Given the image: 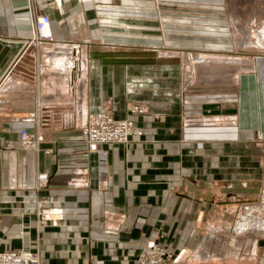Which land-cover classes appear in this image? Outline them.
I'll use <instances>...</instances> for the list:
<instances>
[{
	"label": "crops",
	"instance_id": "obj_1",
	"mask_svg": "<svg viewBox=\"0 0 264 264\" xmlns=\"http://www.w3.org/2000/svg\"><path fill=\"white\" fill-rule=\"evenodd\" d=\"M111 1V5L99 9L95 4L102 0H35L39 13L45 6L51 10L50 32L56 49L69 52H53L45 59L47 72L43 75H51V90L48 92L49 84L45 82L42 85H47V90L41 93L38 84L32 83L33 76L20 73L18 64L8 66L10 57L30 39L28 0H0V250H37L40 264H134L143 242L161 231L172 232L168 236L173 238L175 263L186 264L182 260L187 257L188 264L224 263L230 259L229 253L220 257L206 246L198 254L201 241L210 239L214 230L210 224L209 232L204 233L202 228L204 223L224 216L232 191L229 188L240 187L239 182L247 177L241 156L231 148L242 146L258 130L264 132V82L238 76L239 95L209 97V101H221L216 111L203 106L207 99L203 95L178 92L171 104L145 97L147 111L129 114L142 135L126 145L104 146L100 172L79 128L86 113L101 105L103 96L108 97L106 102L115 114L125 106L124 94L120 93L130 75L119 67V59L130 52L122 55L118 50L137 48L128 41H145L147 37L141 36V30L153 31L161 22L163 27L180 28L189 35H205L199 38L204 44H185L191 48L194 44L202 47L219 42L218 38H207V34L228 35L222 32L228 31L227 25L214 18H167L160 10L163 5L211 8L223 5L224 0ZM50 4L52 7H48ZM100 10L108 14L120 11L123 16L137 19L134 25L124 28L113 22L97 27L94 20ZM172 43L164 41L161 51L173 49ZM151 48L147 53L160 52ZM66 58L74 62L72 68L64 64ZM257 60L261 68L264 61L260 57ZM59 72L66 76L63 85L58 83ZM90 82L94 83L95 96L86 100ZM126 91L133 92V88ZM231 102L237 103V110L230 118V113L222 109L223 104ZM27 108L31 109L32 119L15 113ZM71 109L82 115L70 121L67 117ZM120 115L126 116L123 111ZM41 119L48 127L44 128L47 143L42 147L52 152L20 148V131L40 133ZM64 124L74 128L59 132L58 126ZM7 138L12 140V148L5 146ZM12 203L16 208L8 211ZM38 204L60 210L62 219L41 225ZM253 248L251 258L254 260L258 252L255 261L264 264L263 243L257 242Z\"/></svg>",
	"mask_w": 264,
	"mask_h": 264
},
{
	"label": "rangeland",
	"instance_id": "obj_2",
	"mask_svg": "<svg viewBox=\"0 0 264 264\" xmlns=\"http://www.w3.org/2000/svg\"><path fill=\"white\" fill-rule=\"evenodd\" d=\"M111 2V0H102V2H97L95 7L103 9L104 7L111 5ZM28 3L29 5L26 9H28L30 13L29 20L31 35L29 37L31 38L35 35L39 36L37 29L35 28L36 19L41 14H48L51 22L53 16L51 14V10H47L46 6L41 9L40 13L38 10L36 11L34 6L35 0H28ZM115 5L118 6L119 4ZM48 7H52V5L50 4ZM162 7L164 9L160 8V10L164 11L166 15H168L167 18H169V16L172 18L180 17V19L183 16L187 18L195 16L199 18L203 17L204 19L214 18L215 22L227 25L228 31H226V29L222 32L228 35L221 36L220 34H213L211 36L207 34V38H218L219 42L212 41L211 44L214 46L202 45V47L198 46L199 44L194 46V44L192 46L193 48H191L189 45L192 43H206L204 40H199V38H203L205 35L203 34L204 36H201L197 33H191V35H189L190 32L180 30V28L175 30L173 26L168 27L170 25L163 27L161 26L163 22L158 23V26H156L153 31H148L146 29L141 30V36H145L149 39H143L145 41L142 42L128 41V45L138 47H135V49L118 50L122 53H132V55H129L130 53H128L126 58L119 59L121 62L119 67L130 75L127 80H125L127 84L124 83L123 87L126 84V88H133V92H127L125 87L122 93H120L121 91L119 92L120 94H124L122 96L125 97V106L122 110H117L116 116L118 119L132 120L129 117V114H143L138 112V108L145 106L144 98L147 96L157 98L164 104H171L172 99L174 100L177 97L178 92H183V94L203 95L207 97L203 106H206L208 111H216L220 110L219 106L221 101L216 100V98L209 101V97L211 95L218 94L237 95L238 93L239 95V91L241 90V82L239 78L256 77L257 82L263 84L264 63L261 64L260 68L257 58L260 57L264 61V0H224L223 5L213 6L211 8L208 6L178 8L170 5H163ZM98 13V16H96L94 20L95 26L97 27L109 25L113 22V24H117V26L124 28V26L128 27L130 25H134L133 20L137 19L135 17L132 20L130 19L131 17L123 16L120 11L108 14L105 10H100ZM199 30L205 31V29ZM218 32L221 33V31ZM168 34L171 36L165 37V35ZM120 38L125 39L126 37L120 36ZM50 39H52V41L48 43H35L33 41H29L27 44L28 46L26 45L24 51L18 55V58L15 60L16 62L11 66V68H13L18 64L17 68L20 73L23 72L25 75L27 74L33 76L35 79L32 80V83L33 85L38 84L39 88H41V93L43 90H47V85L46 88L42 85L45 82L49 84L48 92L51 90V75H43L47 72L45 69L47 65L45 63V59H47L49 55H52L53 52H55L54 54L69 53L67 51L56 49L55 38L53 35L50 36ZM224 39L227 40L221 43ZM164 41L174 42L172 44H175V47H173V49H167L166 46L165 48L167 50L164 49L165 51H161L162 48L160 47H163ZM185 44L189 45L186 46ZM153 46H156V48L154 49ZM150 47H152L151 49L155 51H160L162 54L157 51L155 53H147V50H150ZM178 49H183V51ZM190 49H193V52ZM195 50H199V53H196ZM117 55L120 56L121 53ZM122 55H124V53ZM15 56L16 53L10 57L8 66L11 65ZM76 63L78 64V62ZM66 65H68V63ZM78 68L79 66H76L75 71H77ZM259 69L261 72H259ZM30 71L32 74H30ZM260 73L262 74V79L258 78ZM61 75L63 77H60ZM57 76H59V85L65 84V80L64 82L62 80L63 78H66L65 73H60V75ZM52 82L56 84L57 79L54 78ZM90 84V87L87 88L88 92L85 95L86 100L95 96L94 83L90 82ZM246 86L249 88L252 87L250 84ZM136 87H138V90H134ZM103 97L104 98L101 99L102 106L104 105L103 102L107 101L108 98L106 96ZM223 105L225 107L221 109L228 111L230 113L229 117L231 118L234 111L237 110V103L231 102ZM95 109L89 110L86 113V116L84 117L85 121L88 118V114L93 112ZM145 109L147 111L146 106ZM30 110L31 109L27 108L23 110L22 113L20 111H16L15 113L23 114L24 116L26 115L28 119H32V112ZM134 110L135 112H133ZM121 111L126 114L125 117L120 115ZM64 113L68 112L64 111ZM78 115L80 117L82 114H78L76 110L73 111L71 109L70 115L67 118L70 121L73 119L77 120L79 118ZM65 118L66 117H64V119ZM84 124L85 122L80 128L78 127L79 130L82 129ZM45 125V120L41 119V140L39 144V151L46 150L42 147L43 144L47 143V139L44 135L46 131L44 130L48 127L45 128ZM136 127L141 134L137 135L136 133H133L126 143L119 144L126 145L129 144L135 136L140 137L142 135V130L137 126V124ZM73 128V126L68 127L64 124V126H58V131L61 132ZM75 128L77 129V126ZM28 132L29 134L32 133L30 130H28ZM244 141L245 142L242 143V146L231 148V150L241 156L247 177L244 181L239 180L240 187L236 186L229 188V190L232 191L229 192L230 200L225 206L226 209L224 210V216H220L219 220L215 218L211 223H204L202 228L204 233L207 231L209 232V230H212L210 225H213L214 230L211 232L213 235H211L210 239L207 237L201 241L202 248L199 249L198 254L203 253L206 250V246H208L211 251H214L213 253L220 255V257L221 255L225 256L229 253L230 259L219 264H237L238 262H242V264H258L257 261H255L258 257V252L254 260L252 259L253 257L251 258V256H253V246H255L257 242H262L264 245V132H259L258 130L255 132L254 138L246 139ZM9 143L13 146L12 140L7 138L4 144L8 149L10 145ZM46 152L50 153L52 151L51 149H47ZM231 180L229 183H231ZM235 181L237 180L235 179ZM42 205L43 204H38L40 213H43V210H50L52 208L49 205ZM15 208L16 204L13 203L7 206L8 211H12ZM248 208H252V212L248 215L249 218L247 220L251 221V226H248L245 223L246 220L244 221L242 218L243 215H245L244 213L248 211ZM37 216L38 218L41 217V225L44 223H52L51 216H49V219L41 214L39 215L38 210ZM208 225L209 228L207 227ZM216 232H220V234H217ZM169 234H172V232H169ZM169 234H164L161 231H158L155 237L145 240L143 245L136 251L135 258L133 260L134 264H138V259L141 257L146 243L153 240L156 241V244L167 251L170 255L168 258L167 255L166 258L164 256V260H166L164 263L177 264L175 263L177 254H174L172 248L173 238L168 236ZM226 234H229V236H226ZM237 256H240V258L244 257V260H239V257ZM182 261L186 264L190 262L188 257Z\"/></svg>",
	"mask_w": 264,
	"mask_h": 264
},
{
	"label": "built area",
	"instance_id": "obj_3",
	"mask_svg": "<svg viewBox=\"0 0 264 264\" xmlns=\"http://www.w3.org/2000/svg\"><path fill=\"white\" fill-rule=\"evenodd\" d=\"M50 23V17L48 14H41L35 22V28L37 32H40V36H44L39 42H50V34L43 35L41 29ZM24 46V47H23ZM28 46V45H27ZM26 45L21 44L16 51V56L11 62V66L16 62ZM105 104L96 108L93 112L88 114V118L85 121L84 126L80 130V135L83 138L87 146L88 154H93L97 160L98 170L101 172L104 163V150L103 147L112 144L126 143L132 134L141 133L137 130L136 124L133 120L118 119L115 110L112 109L106 101ZM135 112V110L133 111ZM139 113H145V106L138 108ZM137 130V131H136ZM41 140V137H40ZM9 148L11 143H9ZM40 144V143H39ZM36 143L34 134H29L27 129H22L19 133V146L25 150H40V145ZM38 146V147H37ZM48 209V208H47ZM38 214L47 218L51 216V220H60L63 215L60 210H43ZM41 219V217H39ZM50 219V218H49ZM170 256L167 251L156 244V241H149L138 259V264H165L166 258ZM165 256V258H164ZM0 264H40L39 254L37 251L25 250V249H6L0 250Z\"/></svg>",
	"mask_w": 264,
	"mask_h": 264
},
{
	"label": "bare ground",
	"instance_id": "obj_4",
	"mask_svg": "<svg viewBox=\"0 0 264 264\" xmlns=\"http://www.w3.org/2000/svg\"><path fill=\"white\" fill-rule=\"evenodd\" d=\"M50 30H51V24L50 23H48V25L47 26H44V28L43 29H41L40 31H41V33L43 34V35H46V34H50V36H52V33L50 32ZM38 34H40V32H38ZM44 37V36H43ZM43 37H40V35L38 36V35H35L34 37H31L29 40H27V41H25L24 42V44L25 45H27L28 44V42L29 41H33V42H35V43H41V42H39L40 41V39H43ZM51 41H52V39H50ZM67 61V62H66ZM67 64L68 63V66L70 67V68H72L73 66H74V62H72V61H70V60H68L67 58L64 60V64ZM65 64V65H66ZM75 70V69H74ZM33 134H34V138H35V141H36V143L37 144H39L40 143V137H41V135H40V133L38 132V131H35V132H32ZM38 147V146H37ZM254 207V206H253ZM259 209V208H258ZM248 211H246L244 214L245 215H243V220L245 221L246 220V224L248 225V226H251L250 224H251V221H247L248 220V215L249 214H251V212H252V208H248L247 209ZM242 216V215H241ZM243 221V222H244ZM238 226H239V224H238ZM236 228H238V227H236ZM247 229H248V227H247Z\"/></svg>",
	"mask_w": 264,
	"mask_h": 264
}]
</instances>
